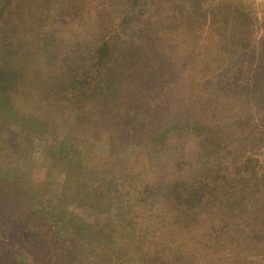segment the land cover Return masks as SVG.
Returning a JSON list of instances; mask_svg holds the SVG:
<instances>
[{"label":"trees","instance_id":"obj_1","mask_svg":"<svg viewBox=\"0 0 264 264\" xmlns=\"http://www.w3.org/2000/svg\"><path fill=\"white\" fill-rule=\"evenodd\" d=\"M19 1L0 0V18L9 10L15 9L16 12ZM120 1L112 0L111 4L116 5ZM189 1L192 9L185 22L191 28L192 36L199 35V30L198 34H195L197 28L208 26L213 29L218 39L211 40V43L217 46L224 48L227 42V48L232 50L235 46L238 48L251 45L249 43L254 40L256 23L249 8L237 3L223 2L212 8L215 15L212 19L206 14L208 10L204 9V13L202 12L203 0ZM80 3L85 5L84 0L76 1V5ZM145 9L141 0H123L120 14L121 30L139 21ZM198 12L204 17L202 23H196ZM25 23L29 25L27 17L22 18L20 23L4 21L2 25L0 22V119L6 128H12L13 132L21 137L23 155L28 161L32 160L33 148L38 144H44L43 151L49 162L48 168L56 169L76 181L79 185L77 192L83 189L93 191L94 195L92 197L88 195V199L84 197L87 195L86 192L81 193L85 200L81 202L79 197L78 206L93 213L103 211L104 215L98 216L91 223L79 219L74 213H65L69 205L65 196L56 194L50 184H31L27 174L12 172L15 170V162L7 164L0 160V264H118L120 260L123 262L120 264H157L155 254L146 251L141 244L146 235L140 231L139 238V225L142 223L135 217V213L128 215L115 213L127 222L130 233L128 232L119 244L117 243L119 251L114 248V254L119 257L110 251L116 243L112 238L113 224L110 219L114 213H109L110 203L99 204V199L107 196L106 200L112 201L122 194L121 188L125 187L126 183L124 181L133 182L140 179V174H136L133 166H130V158L124 154L122 158L115 157L112 151H119L121 148L114 144L108 154L100 156L91 150L92 147L82 140L81 136L74 134L71 136L67 127L70 128L69 121L73 116L72 121L82 133L84 130L93 129L97 117L104 115L103 110L106 107L111 108L114 123L121 127L133 123L131 118L137 117V113L144 115L148 106L145 103L143 106L144 98L138 97L139 101L136 102L137 98L126 101L123 97L125 94L121 78L125 71L131 76L141 74L142 80V76H145L146 79L153 81L157 67L161 65L154 51L155 49L164 51V47H159L157 43L156 45L148 43L145 46L132 37L125 39L115 29L109 35L111 37L104 38L102 34L103 37L100 39L99 36L101 43L96 51L87 56L79 55L73 62L69 61L68 56L57 57L48 54L47 65L43 71L46 73L45 77L41 79L36 76L30 86L27 83L29 68L22 64V61L26 56H34L35 48L31 41L22 43L20 39L13 40L26 29L23 28ZM228 25L231 26L230 34L220 30L221 27L226 28ZM259 41L264 42V38L261 37ZM236 48L234 51L237 54ZM259 51V59L256 52L238 56L236 58L238 67H232V70L236 68L237 73L225 82L214 78L212 83H216L217 87L209 89L210 83L203 82L205 91L202 100L197 104L193 101L194 97H191L185 101V108L167 113L168 119L160 120L163 127L161 133L155 134L148 129H144L143 133H146L145 135L151 133L149 157V154L152 155L151 151L156 152L159 145L163 146L169 142L172 136L176 138L182 135L185 124V134H193L196 147L192 159L185 160V163L189 164L193 180L206 186L207 191H210L209 180L220 177L218 173L221 169L228 167L225 163L226 158L233 157L236 148L234 158L243 160L248 172L246 174L242 171L241 179L249 182L245 185L247 187L245 193L241 189L238 195L236 193V197L246 199L249 191L252 194H259L257 201H248L246 210L252 213L247 220L250 225L263 224L262 231L253 228L249 235L257 231L256 236L262 240L264 180L258 178L256 169L258 160L253 156H246L250 148L264 147V48ZM205 53L208 58L210 53L206 51ZM215 54H211V57L215 58ZM221 57L224 58L223 55ZM166 58L168 62L170 57L166 55ZM124 59L129 62L125 63ZM256 59L258 60L253 63ZM209 63L207 59L203 61L206 66ZM123 64L121 72L118 73ZM235 75L239 78H235ZM138 79L140 77L131 81L137 82ZM239 80L243 81L242 86L238 85ZM136 88L134 86L127 88L126 90L130 91L126 93L134 94ZM61 100L63 103L60 108L53 104V101L59 103ZM252 104L258 109L256 114L250 113ZM139 106H143L142 109H138ZM68 107L77 109V113L70 111L68 113L72 116L67 117ZM255 115L261 119L254 120ZM227 118L230 122L223 125ZM170 130L171 136L166 140L165 136ZM245 130L248 131V135L242 139L241 133ZM7 133L9 134V130ZM229 139L234 140L233 145H228ZM121 143L122 146L125 145L124 141ZM29 148L32 149L31 152ZM139 156L141 159L144 155ZM239 163L234 164L235 169L239 168ZM114 167L118 169L113 170ZM252 180L256 182L250 183ZM175 187L176 185L174 189ZM221 248L224 251L225 248L223 249V246ZM101 253L104 260L98 258ZM221 253L215 252L219 260H224L225 256ZM200 256L203 257L202 253L195 257L194 264H197L196 260ZM234 259L236 262L242 260L239 261V257ZM168 260L162 263H167ZM185 264L193 263L189 261ZM261 264H264V260Z\"/></svg>","mask_w":264,"mask_h":264},{"label":"rangeland","instance_id":"obj_2","mask_svg":"<svg viewBox=\"0 0 264 264\" xmlns=\"http://www.w3.org/2000/svg\"><path fill=\"white\" fill-rule=\"evenodd\" d=\"M76 1L20 0L16 7L17 13L13 9L1 15L2 25L4 21L20 23L22 18L27 17L29 25L25 23L23 28L26 29L13 40L20 39L22 43L31 41L35 48L34 56H26L22 61V64L29 68L27 81L29 85L33 84L32 79L34 80L36 76L41 79L45 77L46 73L43 71L47 65L48 54L57 57L68 56L69 61L73 62L79 55L87 56L96 51L101 43L102 34L104 38L111 37L109 35L115 29L125 39L130 37L138 39L145 46L148 43L152 45L157 43L159 47H164L165 51H156V49L154 51L161 65H158L153 81L146 79L145 76H142V80L141 74L131 76L123 72L121 83L126 101L137 98L136 102L139 101L138 97H143V106L144 103L148 105L144 115L141 116L139 112L136 114L137 117L131 118L133 123L129 126L121 127L115 124L111 108L106 107L103 110L104 115L97 117L95 127L82 133L72 121L71 113H68L70 111L77 113V109L70 107L66 109L67 117L72 116V120L69 121L70 128L67 127L71 136L73 134L81 136L82 140L92 147L91 150L96 151L100 156L108 154L113 144L119 146L121 148L119 151H112L115 157L122 158L123 154L127 155L130 158V166L132 165L134 172L141 176L133 182L124 181L126 183L125 187L121 188L122 194L112 201H107V196L99 199V204L110 203L109 213H114L110 219L113 224L112 238L116 243L110 251L113 254L114 248L119 251L117 245L124 240L130 230L127 222L115 213H126L125 215L135 213V217L142 223L139 225V238L140 231L146 235L141 244L146 251L155 254L157 264H185L189 261L194 264L195 257L201 253L204 258L200 256L196 260L197 264H261L264 260V239L260 240L261 238L256 234L257 231H262L263 224L250 225L247 220L252 213L246 210L248 201H257L259 194H252L249 191L246 199H237L236 193L238 195L241 189L245 193L247 189L245 185L249 182L241 179L242 171L246 174L248 172L244 161L234 158L236 148L234 156L226 158L225 163L228 167L221 169L218 173L220 177L209 180L210 191H207L206 186L193 180L189 164L185 163V160L192 159L196 149L193 134H185V124L182 135L176 138L172 136L169 142L163 146L159 145L156 152L151 151L152 155L149 154V157L151 133L145 135L143 130L148 129L155 134L161 133L163 127L160 120L167 118V113L185 108V101L191 97H194L193 101L197 104L202 100L205 82L210 83L208 84L210 89L217 87L216 83H212L214 78H219L223 82L232 78L237 73L238 56L256 52V56L260 58L259 50L264 48V42L259 41L261 37L264 38V0H203L202 12L204 13V9L208 10L206 14L212 19H214L212 8L223 2L237 3L249 8L256 23L254 40L249 43L251 45L245 47L235 46L237 54L234 48L232 50L227 48V42L224 48L211 43V40H218L211 27L197 28L195 34H198L197 30H199V35H191V28L185 22L192 9L189 0H141L146 9L140 20L124 30L120 27L123 0L116 5L111 4L112 0H88V2L84 0L85 5L81 3L76 5ZM198 17L196 23H202L204 18L202 13L198 12ZM220 30L230 34L231 26L221 27ZM205 51L210 53L208 58ZM214 53H216L215 58L211 57ZM166 55L170 57L168 62ZM221 55L224 56L223 59ZM206 59L210 61L208 66L203 64ZM124 60L125 63L129 62ZM124 64L118 69V73L121 72ZM232 67L236 68L232 70ZM138 77L140 79L137 82L131 81ZM235 78L239 76L235 75ZM244 78L248 79V77ZM242 82L239 80L238 85L242 86ZM132 86L137 87L134 94H127L126 92L130 90L126 89ZM61 103L63 100L59 103L53 101V104L59 108ZM252 105L250 113L256 114L258 109ZM142 107L139 106L138 109ZM258 119L261 118L255 115L254 120L258 121ZM229 122L230 119L227 118L223 125ZM171 133L170 130L165 136L166 140ZM247 133L248 131H243L241 138L247 136ZM17 134L12 128H6L3 120L0 119V160L7 164L15 162L13 173L27 174L28 181L34 185L50 184L56 194H62L69 201L65 213H74L79 219L91 223L98 216L104 215L103 211L93 213L87 208L78 206V198L80 197L83 202L84 197L88 199V195L90 197L94 195L93 191L88 192V189H83L77 192L79 185L76 181L56 169L48 168L49 162L43 151L44 144H38L33 148L32 160L28 161L23 155L21 137ZM121 141H124V146L121 145ZM233 144L234 140L229 139L228 145ZM31 151L32 149L29 148V152ZM110 154L112 156V153ZM140 154L144 155L141 159ZM246 156H253L258 160L256 166L258 178L264 180V147L250 148ZM235 163H239L238 169L234 168ZM60 169L63 171L62 168ZM116 169L118 167L113 168ZM255 182L252 180L250 183ZM174 185H176L175 189ZM85 192L87 195L83 197L81 193ZM253 228L257 231L249 235ZM222 246L223 249L225 248L224 251ZM217 251L218 253L222 251L224 260L217 258L215 254ZM235 257H239V261L242 259L241 262H236ZM98 258L104 260L102 253ZM166 259H169L167 263H162ZM120 263L123 262L120 260L118 264Z\"/></svg>","mask_w":264,"mask_h":264}]
</instances>
